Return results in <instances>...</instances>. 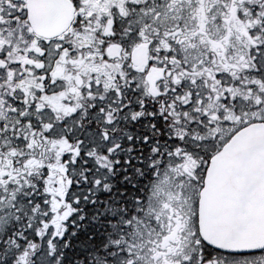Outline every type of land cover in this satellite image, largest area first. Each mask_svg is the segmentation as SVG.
I'll list each match as a JSON object with an SVG mask.
<instances>
[{
    "label": "snow or ice",
    "instance_id": "1",
    "mask_svg": "<svg viewBox=\"0 0 264 264\" xmlns=\"http://www.w3.org/2000/svg\"><path fill=\"white\" fill-rule=\"evenodd\" d=\"M0 264H264V0H0Z\"/></svg>",
    "mask_w": 264,
    "mask_h": 264
}]
</instances>
